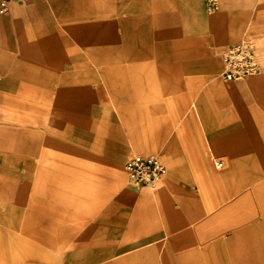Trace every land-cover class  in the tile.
<instances>
[{
	"label": "crops",
	"instance_id": "obj_1",
	"mask_svg": "<svg viewBox=\"0 0 264 264\" xmlns=\"http://www.w3.org/2000/svg\"><path fill=\"white\" fill-rule=\"evenodd\" d=\"M51 1L55 14L11 2L0 16V70L16 96L36 82L32 110L0 94V115L17 120L0 123L17 153L0 167V264H53L38 242L51 247L87 178L93 211L69 234L63 264H264V76L209 79L216 44L264 37V0H217L210 13L205 0ZM67 139L72 152L95 146L92 161L72 159L73 175L50 150ZM103 147L111 162L157 155L166 174L134 190L122 169L105 187ZM10 212L31 244L5 228Z\"/></svg>",
	"mask_w": 264,
	"mask_h": 264
},
{
	"label": "rangeland",
	"instance_id": "obj_2",
	"mask_svg": "<svg viewBox=\"0 0 264 264\" xmlns=\"http://www.w3.org/2000/svg\"><path fill=\"white\" fill-rule=\"evenodd\" d=\"M27 3L43 4L49 9L50 13H51V10L52 11L54 10V14L56 11L59 10V7H57L51 0H46V1L28 0L27 2L17 4V5H24ZM70 4H71V1H68V4L65 3L66 9L72 8V7H70ZM62 8L64 9L65 7H62ZM8 14L0 15V16H6ZM91 14L92 13H89V15H91ZM121 15H122V17H124V13H122ZM62 30L64 31L67 39L71 40L73 37V34L71 33V31H73V29L70 28L69 30H65L63 28ZM75 30H76V28H75ZM243 39H249L252 42V44H253L256 52H257V55L259 57V60L261 62L262 71L257 73V74H254V75L245 76V77L235 79V80H231V81H226V80H223L222 78H219L217 76V73H218V71L222 65L221 55H219V53L222 52L226 47H228L229 44H231V42H228V43H224L220 46L216 44V46L214 47L213 51H214V56L216 58L215 59L216 60V65H215L216 68L214 69V73L212 74V76L209 79H218L222 83H230V82H235V81H247V80H250V79L255 78V77L264 76V37L261 38V37L256 36V35L251 36L249 33H247L240 40L242 41ZM37 57H38V53L35 55V58H33V61L38 59ZM7 75L8 74H6L4 71L0 70V83H3V82L5 83V84L3 83V85L2 84L0 85V92H1L0 94H2L3 91L6 92V95L9 96V98H8L9 101H12V100L14 101L16 99L22 100V102L26 103V105L24 107L25 110L34 109L36 105H35L34 99L32 98L31 95H32L33 86L36 85V82L30 81V82H27L26 84H22V86L19 89L20 90L19 93L16 92L17 93V96H16L15 87H14L15 83H11V81L7 78ZM47 78H48V76H46L45 79H47ZM205 83L206 82L201 83L199 89H201ZM110 100L111 99L109 97H107V101L109 102L108 105L110 104ZM30 104H31V106H30ZM1 107H3V106L0 103V108ZM9 107H11V105H9ZM106 109L111 110L110 107L106 108ZM7 111H9V108H7ZM11 121L17 122V120H15L14 118H10L8 115L7 116L6 115L5 116L0 115V123L1 122L7 123V122H11ZM27 124L31 125V126H35V127L37 126V124L32 123L30 121H28ZM38 129H39V131H41V128H38ZM54 134H57V132H55ZM65 143H66V148H67V146L70 147V145L73 146L69 139H67L65 141ZM82 148H83V150H81V152L83 151L82 154L79 152H72V151L68 150V148H67V150H63L61 148L53 147L52 149L50 148V150H53V152H55V153H57V155H59L58 158L60 161H64V162L69 164V165H67L66 173L68 175H73L74 166L71 163L72 159L80 160L82 162L92 161L91 159H93V158H91V155H92V152L95 150V146L91 142L88 141L87 144L82 146ZM102 150H104V147ZM106 152H105V150L102 151V154H104L103 163L96 162V163L102 164L103 170L101 173V178H102V182H103L105 187H106V185L110 184L111 182H114L115 179L117 178V176L120 175L121 172H123V170H122L123 165L128 159H130L133 156H141L140 154L134 153V154H130L129 156H127V157H125L122 160H119L117 162H111L110 160H108V159H111L110 157H108L106 159ZM109 154L113 155L116 153L115 152L114 153L109 152ZM16 156H17V153H16V147L15 146L12 145L9 147L4 142H0V167L2 166L1 164H3V163L5 164L7 158L9 160L10 164L12 166H14ZM115 157H117V156H114L113 158H115ZM34 159L38 160V156H36ZM116 159H118V158H116ZM214 159L221 161L222 157H221V155L215 154ZM214 159H210V162L212 164L214 163ZM96 161H99V160H96ZM4 164H3V167H4ZM215 169H221V168H215ZM87 181L89 182L90 185L86 188V190H87L86 191V200L83 201L82 205L81 206L79 205L80 206L79 208L77 207V208H73L72 210H70L69 214L64 219L62 225L61 224L57 225V223L54 222V224L56 226L53 227V234L52 235L54 238L51 237L53 239L51 247H47L46 245H44V243L38 242V245L41 248L40 253H42V252L48 253L49 258L51 257L52 260L54 259L53 264H63L62 261H63L64 249L67 245L69 234L71 235L75 231H77L79 229V227L83 224V222L89 217V215L93 211V209H91V208L94 207L95 183L93 180L90 181L88 178H87ZM105 192H106V190L104 189V196H105ZM21 207H24V206H21ZM7 218H6L7 224H4V225H5V228L8 230V232L13 234L14 236H17L18 239L19 238L23 239L26 244H31L32 241H31L30 237L25 236V238H24V236H20L21 233H20L19 228L17 227L19 225V223H21L22 214L19 212V215H16V214L13 215V213L10 212ZM0 226L2 227L3 225H0ZM62 227H63V229H62ZM60 229H62V230L59 231ZM62 231L66 233L64 235V237H61ZM14 242L15 241H8V243H6V246H9L8 248L13 249V248H15ZM39 263L42 264V262H39ZM9 264H12V263H9Z\"/></svg>",
	"mask_w": 264,
	"mask_h": 264
},
{
	"label": "built area",
	"instance_id": "obj_3",
	"mask_svg": "<svg viewBox=\"0 0 264 264\" xmlns=\"http://www.w3.org/2000/svg\"><path fill=\"white\" fill-rule=\"evenodd\" d=\"M28 0H0V14H6L11 2L22 3ZM217 6V0H205L208 13ZM222 68L220 77L231 81L245 76L254 75L262 71V65L257 52L249 39L226 47L221 52ZM123 169L127 175L128 185L138 190L152 187L166 174L164 163L156 155L133 156L128 159Z\"/></svg>",
	"mask_w": 264,
	"mask_h": 264
},
{
	"label": "bare ground",
	"instance_id": "obj_4",
	"mask_svg": "<svg viewBox=\"0 0 264 264\" xmlns=\"http://www.w3.org/2000/svg\"><path fill=\"white\" fill-rule=\"evenodd\" d=\"M157 156V155H156ZM158 157V156H157ZM215 165L217 166V167H219L220 165H221V163L220 162H215Z\"/></svg>",
	"mask_w": 264,
	"mask_h": 264
}]
</instances>
